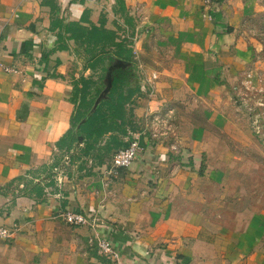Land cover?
Listing matches in <instances>:
<instances>
[{"label": "crops", "instance_id": "crops-1", "mask_svg": "<svg viewBox=\"0 0 264 264\" xmlns=\"http://www.w3.org/2000/svg\"><path fill=\"white\" fill-rule=\"evenodd\" d=\"M263 2L125 0L119 12L116 0H0V227L12 233L0 237V264H115L92 242L97 236L122 264H264V214L223 218L207 211L202 193L226 183L235 90L254 76L244 29ZM79 26L133 40V62L119 67L135 94L127 133H109L91 156L76 158L79 136L72 158L57 143L84 86ZM112 66L105 57L94 73L103 82L111 74L107 96ZM157 116L166 118L160 126ZM112 135L141 137L118 177L108 171ZM67 211L90 224L70 225Z\"/></svg>", "mask_w": 264, "mask_h": 264}, {"label": "rangeland", "instance_id": "rangeland-1", "mask_svg": "<svg viewBox=\"0 0 264 264\" xmlns=\"http://www.w3.org/2000/svg\"><path fill=\"white\" fill-rule=\"evenodd\" d=\"M247 23L248 27L244 29L246 31L245 38L255 46L253 49L256 55L253 65L254 76L249 78L247 83L241 82L235 90L236 104L238 105V111L235 112L237 119L235 138L228 135L229 137L223 140L227 143L224 146L227 155L224 157L228 161L223 164L226 169L223 172L226 175V183L223 184V187L207 186L206 189L202 188V193H206L208 198L209 205H205L207 211L220 212L223 218H228L235 212L264 214V2L261 10L252 15ZM122 30L124 28L120 31ZM86 45H82L80 42L79 48L77 47L80 57L75 62L79 64L80 68L79 83L84 85L86 81L97 79L98 85L94 87L104 88L97 98L99 102L106 98L108 93L106 86L109 82L108 79L104 82L98 80L94 74L100 66L97 63V57L103 52L101 49H95V55L92 48L89 51ZM112 64L120 63L116 60ZM88 66L92 71L88 77H85L81 73L85 72L89 68ZM91 90L95 95L96 90L93 88ZM214 200L218 202H213ZM198 202L201 204L200 201ZM210 204L213 208L210 207ZM192 209H199L198 204L192 205Z\"/></svg>", "mask_w": 264, "mask_h": 264}, {"label": "trees", "instance_id": "trees-1", "mask_svg": "<svg viewBox=\"0 0 264 264\" xmlns=\"http://www.w3.org/2000/svg\"><path fill=\"white\" fill-rule=\"evenodd\" d=\"M116 3L119 6L117 11L124 12L126 10L125 0H116ZM79 28V38L77 39L79 43L81 42L82 45L87 44L86 46L89 51H91V48L92 51L101 49L104 53L97 57V63L99 65L105 62V57H110L112 62L117 59L128 64L133 62L134 43L132 39L126 37L121 39L116 31H107L100 27L94 26L91 30L81 26ZM94 54L96 55L95 51ZM104 55L106 56L104 57ZM103 66L107 67L105 64ZM124 76L122 67L115 69L112 89L107 98L101 100L95 109L96 100L101 90H103L102 88L96 89V94L93 95L90 90L92 86L91 81H86L81 90H75L74 96L76 100L73 103L76 107L71 121V129L58 141L57 147L60 151L72 156L71 151L78 141L79 136H82L84 138L83 146L80 147L75 157H88L99 148L100 140L105 135L116 132L124 135L127 133L125 129L127 125L126 104L131 101L135 91L130 89L126 90V79ZM80 94L81 98L79 99ZM131 127L135 129L133 126ZM112 137L111 144L113 146L110 147V150L113 148L118 150L130 145L129 141L123 142L113 135ZM105 155H107V152L104 153Z\"/></svg>", "mask_w": 264, "mask_h": 264}, {"label": "built area", "instance_id": "built-area-1", "mask_svg": "<svg viewBox=\"0 0 264 264\" xmlns=\"http://www.w3.org/2000/svg\"><path fill=\"white\" fill-rule=\"evenodd\" d=\"M206 2H212L213 0H205ZM165 117L157 116L153 121L156 122L158 126L164 123ZM156 125V127H158ZM129 146L126 148H121L116 150L112 157V161L109 165V175L118 177L120 170L128 169L136 160L139 151L141 150V137L139 135H134L129 140ZM58 173V170H56ZM65 221L72 226H86L90 224V220L86 214L76 212V211H67L63 215ZM12 236V233L9 229L0 227V237L9 238ZM97 241V246L100 250V253L115 261V264H122L119 260L118 253L114 250L110 241L106 239L99 238L98 236L92 239V242Z\"/></svg>", "mask_w": 264, "mask_h": 264}, {"label": "water", "instance_id": "water-1", "mask_svg": "<svg viewBox=\"0 0 264 264\" xmlns=\"http://www.w3.org/2000/svg\"><path fill=\"white\" fill-rule=\"evenodd\" d=\"M117 62L120 63V64H118V65L113 64L111 70L114 69V68H116V67H119L120 65H122V66L125 65V62H123L122 60H117ZM108 79H109V82H111V81L113 80L111 74H109ZM111 83H112V82H111ZM100 102H101V100H100L99 102L96 101V104H95L94 109H95L96 107H98V105H99ZM82 139H83V138L80 137V138H79V141H82Z\"/></svg>", "mask_w": 264, "mask_h": 264}]
</instances>
